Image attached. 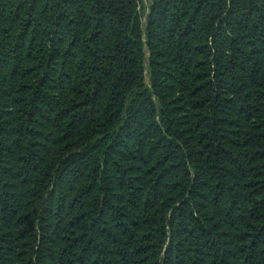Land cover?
I'll list each match as a JSON object with an SVG mask.
<instances>
[{
  "label": "trees",
  "instance_id": "trees-1",
  "mask_svg": "<svg viewBox=\"0 0 264 264\" xmlns=\"http://www.w3.org/2000/svg\"><path fill=\"white\" fill-rule=\"evenodd\" d=\"M0 264H264V0H0Z\"/></svg>",
  "mask_w": 264,
  "mask_h": 264
},
{
  "label": "rangeland",
  "instance_id": "rangeland-1",
  "mask_svg": "<svg viewBox=\"0 0 264 264\" xmlns=\"http://www.w3.org/2000/svg\"><path fill=\"white\" fill-rule=\"evenodd\" d=\"M143 5L147 8L148 7V3H149V0H141ZM145 21V19L143 20V22Z\"/></svg>",
  "mask_w": 264,
  "mask_h": 264
}]
</instances>
